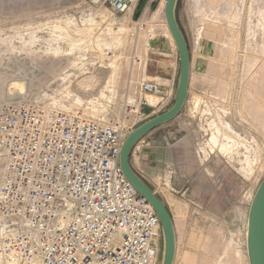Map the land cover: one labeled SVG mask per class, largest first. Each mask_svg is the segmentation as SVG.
I'll list each match as a JSON object with an SVG mask.
<instances>
[{
	"label": "rangeland",
	"instance_id": "1",
	"mask_svg": "<svg viewBox=\"0 0 264 264\" xmlns=\"http://www.w3.org/2000/svg\"><path fill=\"white\" fill-rule=\"evenodd\" d=\"M163 1L137 0L115 14L110 0H0V105L100 121L140 111L139 125L167 111L172 104L150 96L149 106L138 107V85L154 82L149 43L161 33L153 28L165 21ZM195 7L202 24L191 49L198 52L201 34L208 39L189 98L201 138L186 144L180 167H165L160 185L177 198L173 264H249L247 215L264 178V0H198ZM163 250L161 230L156 264Z\"/></svg>",
	"mask_w": 264,
	"mask_h": 264
},
{
	"label": "built area",
	"instance_id": "2",
	"mask_svg": "<svg viewBox=\"0 0 264 264\" xmlns=\"http://www.w3.org/2000/svg\"><path fill=\"white\" fill-rule=\"evenodd\" d=\"M136 2L110 0L111 11ZM138 91V107L149 106L146 96L160 105L171 97L156 82ZM144 119L0 105V264H156L159 219L119 166L123 141Z\"/></svg>",
	"mask_w": 264,
	"mask_h": 264
},
{
	"label": "crops",
	"instance_id": "3",
	"mask_svg": "<svg viewBox=\"0 0 264 264\" xmlns=\"http://www.w3.org/2000/svg\"><path fill=\"white\" fill-rule=\"evenodd\" d=\"M198 0H178L175 7V20L185 41L189 54V81H188V95L180 112L169 122L155 128L147 134L136 147V156L133 171L137 176L151 188V190L158 196L163 205L167 208L173 222L174 219L171 207L176 204V197L169 193L168 187H161V182L166 179L165 167L182 165V161L186 157V144L192 139L201 138L200 135L193 130V126L201 127V122L191 115V108L189 98L193 91H195L202 78L204 70L203 64L207 61L206 48L208 47V39L201 34L199 40L198 52L191 49V33H193L197 26L202 24L201 12L197 11L195 5ZM156 31L159 29L161 33L151 35L149 43V62L153 67V75L150 78L154 82L161 85L171 97L169 103L173 104L176 97L180 62L176 46L170 33L167 29L165 21L161 25H156L153 28ZM152 30V29H151ZM147 97V96H146ZM153 99H159L150 96ZM172 106V105H171ZM170 106V107H171ZM179 180L175 177L176 188L180 190L182 185V176ZM175 255H176V232H175ZM175 260V256H174ZM173 260V263H174Z\"/></svg>",
	"mask_w": 264,
	"mask_h": 264
},
{
	"label": "water",
	"instance_id": "4",
	"mask_svg": "<svg viewBox=\"0 0 264 264\" xmlns=\"http://www.w3.org/2000/svg\"><path fill=\"white\" fill-rule=\"evenodd\" d=\"M178 0H164V20L170 36L176 46L180 71L175 101L165 112L145 121L132 130L121 146L119 166L125 180L134 191L144 198L157 215L164 240V250L161 264H173L175 256V231L172 218L161 200L132 170L129 156L136 144L147 134L162 124L172 120L181 110L188 95L189 54L185 41L175 20V7ZM246 251L249 264H264V178L258 185L247 215Z\"/></svg>",
	"mask_w": 264,
	"mask_h": 264
},
{
	"label": "bare ground",
	"instance_id": "5",
	"mask_svg": "<svg viewBox=\"0 0 264 264\" xmlns=\"http://www.w3.org/2000/svg\"><path fill=\"white\" fill-rule=\"evenodd\" d=\"M163 3H164V1H163ZM163 9H164V4H163ZM171 37V36H170ZM172 39V38H171ZM173 41V40H172ZM252 201V200H251ZM246 228H247V226H246ZM245 242H246V235H245Z\"/></svg>",
	"mask_w": 264,
	"mask_h": 264
}]
</instances>
